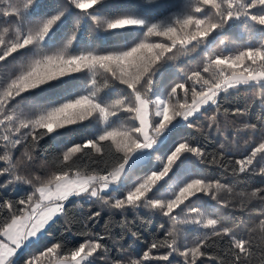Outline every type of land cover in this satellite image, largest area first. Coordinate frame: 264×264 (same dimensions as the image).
Instances as JSON below:
<instances>
[{"label":"snow or ice","instance_id":"snow-or-ice-1","mask_svg":"<svg viewBox=\"0 0 264 264\" xmlns=\"http://www.w3.org/2000/svg\"><path fill=\"white\" fill-rule=\"evenodd\" d=\"M159 4L0 0V68L14 65L0 73V176L9 177L0 189L27 186L24 198L0 197V264H125L110 259L108 234L86 225L83 242L71 248L49 242L33 254L55 224L67 223L68 205L78 197L119 213L125 223L140 209L166 218L164 238L126 264H252L257 240L264 253V218L247 238H237L243 225L223 226L215 213L217 206L230 207L220 193L233 188L195 171L218 165L241 179L264 178V123L258 142L245 141V152H229L228 160L224 152L209 158L195 142L173 140L178 127H195L205 115L210 127L218 124L230 90L251 91L253 102L264 105V0H179L163 12L144 10ZM82 24L93 40L78 39ZM241 25L259 45L215 50L217 42L226 43L225 29ZM199 48L202 64L179 68L180 82H173L175 62ZM231 111L244 117L248 109ZM243 129L256 133L257 125L245 122ZM72 133L80 142L64 141L58 156L40 164L41 174L34 155L41 141ZM153 157L156 166L142 178L134 175ZM238 195L234 207L244 212L251 200L264 202V187ZM185 232L195 235L189 240ZM217 242L226 251H211Z\"/></svg>","mask_w":264,"mask_h":264},{"label":"trees","instance_id":"trees-1","mask_svg":"<svg viewBox=\"0 0 264 264\" xmlns=\"http://www.w3.org/2000/svg\"><path fill=\"white\" fill-rule=\"evenodd\" d=\"M44 2L47 4L54 2V0H44ZM178 2L179 0H160L159 6H148L144 10L149 14L163 12L166 8ZM107 3L110 6H123L128 4H144L145 0H107ZM82 31L84 36L82 38L78 37V39L86 41L94 39V33L90 27L82 24ZM221 39H224L226 43L221 45L217 42L215 46V50L217 51H236L246 44L254 43L259 45L260 43L242 25L237 29H225L224 36ZM203 56V49L199 48L190 53L189 56L181 57L177 60L173 71L169 74L173 82H180L182 74L179 72V68H184L185 71L195 69L202 64ZM12 70H14V65H9L7 68H0V73ZM81 88L83 89V83ZM113 99H115V96H113ZM21 106L23 107V105ZM235 108H247V115L244 117L234 116L231 110ZM224 109H229V112L225 114ZM211 114V112L208 113V115ZM217 121L218 124L210 127L208 116L205 115L195 121V127H178L173 140L177 142L191 140L204 149L206 157L209 158L213 155L218 156L220 152L225 153V160L229 159V152L232 153L233 157H239L245 152V141L252 140L258 142L260 138V125L264 123V105H261L258 101L253 102V93L251 91L243 88L230 90L227 97L223 100L220 112L217 114ZM245 122L256 124V133H253L250 129H243V123ZM74 127H80V125ZM69 139L80 142V136L77 133L69 134L65 138H58L56 140L45 138V140L41 141L40 147L34 153L37 158L35 168L39 169L41 174L46 169L40 168V164L45 159L50 162L54 156H58L66 147L64 141ZM221 144L225 146L223 149L220 148ZM156 155L161 156V158L163 157L162 152ZM157 163V160L153 157L150 164L145 163L143 167L136 170L134 175L142 178L148 173L149 168L156 166ZM195 171L209 178L220 179L223 183L233 188L232 193H220L222 199L230 201V207L217 206L215 209L216 218L221 221L223 226L242 224V227L236 228L235 235L237 238H247L251 227L258 223V219L264 218V216H260L261 211L264 210V202L258 198L251 200L246 204L244 212L239 211L234 206L238 205L241 200L238 193L251 192L254 188L264 187V178L253 176L248 179H241L233 176L231 173L225 174L223 169L218 165L200 164ZM8 178L7 176H0V182ZM26 187L9 184L6 188L0 189V197L5 200L24 198L27 194L25 191ZM113 195L117 194L113 193ZM204 199H207V197ZM68 209L69 216L67 223L62 218L59 223L55 224L48 235L33 248V254L38 255L40 250H43L46 246H50L49 242H65L69 248L75 246L78 241L83 242L87 237L81 233L85 231L86 225L87 230L92 233H107L109 238L104 242L109 246L110 259L114 262L116 259L123 258L126 264L128 259L138 258L154 240H162L170 227L169 224L165 223L166 218L158 216L148 209H140L134 213L129 212L126 216L127 223H125V218L119 213L113 214L106 206L96 201H90L85 197L74 198L68 205ZM95 212H99L100 215L94 221L90 220L89 217ZM184 235L189 236V240H191L195 234L185 232ZM222 248L226 251V245L217 242L212 245L211 251L218 252ZM160 251H166V249H161ZM177 260H179L178 257ZM252 264H264V253L260 251L259 240H257V249Z\"/></svg>","mask_w":264,"mask_h":264}]
</instances>
